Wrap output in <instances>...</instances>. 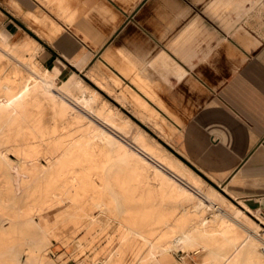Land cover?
<instances>
[{"label": "rangeland", "instance_id": "rangeland-1", "mask_svg": "<svg viewBox=\"0 0 264 264\" xmlns=\"http://www.w3.org/2000/svg\"><path fill=\"white\" fill-rule=\"evenodd\" d=\"M13 4L11 1V5ZM20 4L23 9H30L38 15L50 13L55 17L56 22L71 26L70 22L57 13L55 4L44 0H35V2L26 0ZM8 5V0L0 1V29H5V22L10 21L19 26L23 34L28 33L39 41L43 40L26 23L21 22L20 18L11 14ZM65 32L62 27L61 33L56 38H61ZM35 47L36 44L30 38L15 40V36L9 37L0 31V77L3 78L0 83L4 84V86L0 84V89L4 88L0 90V104L3 103L0 106V260H6V264H94V260L109 264H158V262L179 264L176 260L182 261L181 256L185 255L182 249L179 252L172 251L160 256L156 261L149 254L145 237H120L117 222L100 214V207L93 201L89 191L78 192L75 195L67 192L65 188L60 191L59 182L64 180V177L58 175L59 167L65 165L67 167L76 158H81L80 146L86 141L96 123L106 124L107 131L113 138L107 147L108 157L103 154L99 156L104 163V174L108 177L105 190L109 193L104 197L106 201L110 197L115 198L118 211H124L129 217L127 218L129 228L137 230L149 239H158L162 242L172 240L174 237L171 232L162 233L161 237L158 235L164 220L161 214L177 215L180 220L179 228L186 227L201 219L200 213L196 210V204L199 202L208 205L212 211L222 213L227 219L237 220L238 231L245 235L256 229V222L264 228L262 223L264 217L255 209L254 202L245 199L247 205L241 201L246 197H241L238 191L232 192L227 186L215 185L191 165L177 151V130L174 128L175 131L172 132L168 126L171 124L141 98L101 71L87 72L93 63L81 71L76 70L75 79L54 81L53 74L36 58ZM104 67L110 73H114L115 68L126 79L129 78L121 72L119 66ZM132 69L134 71L135 67ZM117 75L120 76L118 73ZM130 80L132 81V76ZM7 82H9L8 86ZM106 112L111 113L112 118L108 117V121H103L100 116L108 115ZM35 129L46 137L49 135V139L54 137L53 139H56L61 146L65 145L66 152L62 153L61 164L55 161L48 163L44 157L43 147L39 148L42 154L36 161V167L32 164L26 165L22 161L25 152L32 144ZM15 140L19 142V148L11 147L5 152L4 143ZM117 148L120 153L129 148L132 158H135L134 161L129 164L116 160L109 161V157L116 159L113 155ZM22 162L25 165L24 171L28 174L18 179L16 167L18 163L23 164ZM148 163L157 164V168L167 177V184L164 182L160 185V177L156 176L155 179L152 177L153 172L146 166ZM169 164L171 167L168 166ZM80 167L83 168V163ZM139 173L145 176L140 188L136 181L132 182ZM171 173H175L176 176L171 178ZM128 178H132L131 182ZM169 180L173 181L171 187ZM147 181L151 183L146 184ZM49 189H54L58 193L54 205L38 213L30 211L32 205L30 202H39ZM175 191H180V195L182 192L183 194L173 199L172 192ZM37 192L39 196L35 195ZM81 194L85 203L82 202L77 207L73 206L72 200L80 199ZM161 195L164 197L160 201ZM36 196L40 198L37 199ZM3 203L6 208H3ZM214 204L218 205L217 209H214ZM187 210H193L198 217L194 216L191 220L185 215ZM105 211L107 212L106 208ZM239 211H242L244 216L243 214L238 216ZM133 223L136 228L133 227ZM261 234L258 250L260 249L259 253L263 256L264 231ZM225 246L223 241H219L213 246V251L218 253ZM119 252H122L121 256ZM201 254L202 252L199 255ZM187 258V264L196 263L194 256L189 254Z\"/></svg>", "mask_w": 264, "mask_h": 264}, {"label": "crops", "instance_id": "crops-1", "mask_svg": "<svg viewBox=\"0 0 264 264\" xmlns=\"http://www.w3.org/2000/svg\"><path fill=\"white\" fill-rule=\"evenodd\" d=\"M8 1L43 40L10 21L0 31L32 39L54 81L93 63L87 72L141 98L177 130L191 165L264 217V0H44L71 26Z\"/></svg>", "mask_w": 264, "mask_h": 264}, {"label": "bare ground", "instance_id": "bare-ground-1", "mask_svg": "<svg viewBox=\"0 0 264 264\" xmlns=\"http://www.w3.org/2000/svg\"><path fill=\"white\" fill-rule=\"evenodd\" d=\"M33 73V72H32ZM30 74V73H29ZM25 76V75H24ZM23 76V77H24ZM28 76V75H26ZM29 77V76H28ZM31 77V76H30ZM0 77V82H1ZM34 78V77H33ZM3 79V78H2ZM23 80V79H22ZM29 80V79H28ZM12 81V80H11ZM27 82V81H26ZM35 82V81H34ZM23 83V82H22ZM30 82H28L29 84ZM37 83V82H36ZM1 86H4L3 83H0ZM9 82H7L8 86ZM15 84V82H14ZM25 86V84H23ZM6 86V87H7ZM23 86V87H24ZM28 86V85H27ZM145 86V85H144ZM27 88V87H25ZM1 89H4L1 87ZM0 89V90H1ZM34 89V88H33ZM7 91V89H6ZM12 91V90H11ZM30 91V90H29ZM9 92V91H8ZM15 92V91H14ZM4 94V93H3ZM14 94V93H13ZM20 95V94H19ZM18 95V96H19ZM27 93L24 90V96H26ZM3 97V95H2ZM1 97V98H2ZM3 99V98H2ZM18 101V100H17ZM7 102V101H6ZM1 103V102H0ZM5 103V102H4ZM3 104V103H2ZM0 104V106L2 105ZM7 104V103H6ZM5 104V105H6ZM16 104V103H15ZM40 104V103H39ZM4 105V106H5ZM17 105V104H16ZM36 108V107H35ZM39 108V107H38ZM41 108V107H40ZM7 111V110H6ZM30 111V110H29ZM75 111V110H74ZM107 111V110H106ZM109 112V111H108ZM37 114V113H36ZM106 116H100L103 121H108L112 118V115L106 112ZM111 122V121H110ZM64 123V121H63ZM66 123V122H65ZM35 124V123H34ZM111 124V123H110ZM109 124V125H110ZM106 124L103 123H96L90 130V134L87 137L86 141L81 144L80 146V152L79 156L81 155V158H76L74 162H72L69 166H61L58 170V175L60 177H64V180L59 182V189L60 191L62 188H65L67 192H70L71 194L74 193L77 194L78 192H84L89 191L92 194L93 201L97 203L100 207V214L106 215L108 219L115 220L117 222V228L118 233L120 234V237H145L146 240V247L149 251V254L151 257L155 258L156 261H158V257L169 254L172 251L179 252V250H184L185 255H182V261H177L179 264H187V257L190 255L194 256L193 259H195V264H264V255L262 256L259 253L258 247L260 244L261 237L259 235H262L261 233L264 231V228L261 226L260 223L256 222V229L246 233V235L240 231H238L239 227L237 226V222L232 219H227L225 216L216 211H212L211 208L208 205H204L202 202H199L196 204V210L197 213H200L201 219L192 222L191 225L186 227L179 228L180 220H178L177 215H172L169 213H163V221H162V227L160 228V233L158 235H162V233H172L173 239L167 240V241H160L158 239H149L146 238L143 234L138 232L137 230H133L132 228H129L127 225V217L124 211L119 212L116 208V200L113 197L108 198V200H105V194L109 193L105 190V185L108 183V177L104 174V163L102 162V157L99 156L101 154L108 157L107 147L110 145V142L113 141L112 136L109 134L110 132L107 131V128L105 126ZM22 129V128H21ZM23 130V129H22ZM64 130V129H63ZM85 130V129H84ZM83 130V131H84ZM65 131V130H64ZM71 131V130H70ZM82 131V132H83ZM86 131V130H85ZM77 132V131H76ZM65 134V133H64ZM60 135V134H59ZM66 135V134H65ZM64 135V136H65ZM70 134H68L69 136ZM80 135V134H79ZM49 136V135H48ZM48 136L46 137L41 132H39L37 129L34 130V136L33 141L30 147L28 148V151L25 152V157L22 161L25 162L26 165H33V167H36V161L38 160V157L41 156L42 152L39 150V148H44V157L48 161V163H52V161L58 162V164H61V158L62 153L66 150H64V147L61 146L56 139H53L52 137L49 139ZM58 136V135H57ZM81 136V135H80ZM81 138V137H80ZM83 138V137H82ZM64 141V140H63ZM72 143V142H71ZM70 143V144H71ZM116 142L114 141V144ZM19 142L15 140L14 142L6 141L4 143V151L7 152L9 148L11 147H18ZM68 144V143H67ZM29 145V144H28ZM63 145V144H62ZM75 145V144H74ZM73 145V146H74ZM27 146V145H26ZM71 146V145H69ZM72 147V146H71ZM126 147V146H125ZM19 148V147H18ZM68 149V148H67ZM69 150V149H68ZM144 151V150H143ZM66 152V151H65ZM66 154V153H65ZM132 152H130L129 148H126L122 153H120L119 148L116 149V152L113 156L116 157V159H112L109 157V161H118L122 162L124 164H129L133 159L131 156ZM155 157V156H154ZM45 160V159H44ZM59 160V161H57ZM157 160V159H156ZM162 160V159H161ZM7 161V160H6ZM134 161V160H133ZM146 161V159H145ZM155 161V160H154ZM159 161V160H158ZM4 162V161H3ZM24 162L18 163L16 169L18 173V179H20L21 176L27 175L24 171ZM83 163V168L80 167V165ZM9 164V163H8ZM17 164V163H16ZM119 164V163H118ZM5 165V164H4ZM10 165V164H9ZM42 165V164H41ZM110 165V164H109ZM120 165V164H119ZM118 165V166H119ZM8 166V165H7ZM16 166V165H15ZM54 166V165H53ZM148 169H150L153 173L152 177L155 179L156 176H159V184L166 182L167 177H165V174L157 168V164L151 163L146 165ZM170 166V164L168 165ZM14 167V166H13ZM27 167V166H26ZM29 167V166H28ZM52 167V166H51ZM130 167V165H129ZM171 167V166H170ZM11 168V167H10ZM54 168V167H53ZM125 168V167H124ZM14 169V168H13ZM27 169V168H26ZM33 169V168H31ZM37 169V168H36ZM107 169V168H106ZM43 170V169H42ZM170 170V169H169ZM15 171V170H14ZM32 171V170H31ZM37 171V170H36ZM48 171V170H47ZM46 171V172H47ZM54 171V170H53ZM109 171V170H108ZM145 171V170H144ZM175 171V170H174ZM30 173V171H28ZM35 172V171H34ZM49 172V171H48ZM56 172V171H55ZM106 172V171H105ZM166 172V171H165ZM178 172V171H177ZM176 172V174H177ZM16 173V174H17ZM54 173V172H52ZM149 173V171H148ZM15 174V175H16ZM33 174V173H32ZM47 174V173H46ZM140 174V173H139ZM137 174L135 178H133L134 181H136L140 188V186L143 184V179L145 178L142 174ZM48 175V174H47ZM53 175V174H51ZM148 175V174H147ZM35 176V175H34ZM44 176V175H43ZM42 176V177H43ZM49 176V175H48ZM126 176V175H125ZM175 177V173H171V178ZM178 176V175H177ZM45 177V176H44ZM128 177V176H127ZM149 177V176H148ZM151 177V178H152ZM25 178V177H24ZM117 178V177H116ZM132 178H128L130 181ZM158 178V177H157ZM170 178V179H171ZM150 179V178H149ZM39 180V179H38ZM127 180V179H126ZM121 181V180H120ZM126 181V182H128ZM157 181V180H156ZM170 181V180H169ZM131 182V181H130ZM153 182V181H152ZM171 182V181H170ZM173 182V181H172ZM170 183V187L173 185V183ZM41 183V182H40ZM38 183V184H40ZM116 183V182H115ZM119 183V182H118ZM151 183L150 181L146 182ZM158 183V181H157ZM42 184V183H41ZM128 184V183H127ZM131 184V183H130ZM156 184V183H155ZM167 184V182H166ZM118 185V184H117ZM120 185V184H119ZM118 185V186H119ZM136 185V184H135ZM57 186V185H56ZM116 186V188L118 187ZM146 186V185H145ZM163 186V185H162ZM128 187H130L128 185ZM135 187V186H134ZM144 187V186H143ZM176 187V186H175ZM113 188V186H112ZM127 188V187H126ZM145 188V187H144ZM174 188V187H173ZM41 189V187L39 188ZM122 189V188H121ZM130 189V188H129ZM138 189V188H137ZM181 189V188H180ZM127 190V189H126ZM173 190V189H172ZM37 191V190H36ZM101 191V194H100ZM121 191V190H120ZM145 191V190H144ZM35 192V190H34ZM41 192V191H40ZM123 192V190H122ZM143 192V191H142ZM118 193V192H116ZM137 193V192H136ZM169 193V192H168ZM171 193V192H170ZM169 193V194H170ZM180 191L172 192V198L176 199L180 195ZM34 194V193H33ZM37 192L35 195H38ZM41 194V193H40ZM57 192L54 189H49L48 193L45 196H42L41 200L39 202H30L32 205L30 211L34 213H38L41 211H45L47 209H50L53 202L58 198ZM59 194H61L59 192ZM127 194V193H126ZM183 194V192H182ZM181 194V195H182ZM121 195V194H120ZM125 195V194H123ZM180 195V196H181ZM39 196V195H38ZM68 196V194H67ZM81 194L80 199H73L72 205L77 207L78 204H82L84 202V199ZM89 196V195H88ZM115 196V195H114ZM37 197V196H36ZM35 197V199H36ZM108 197V196H107ZM164 195H161L159 197V200L161 201ZM40 197H37V199ZM65 198V197H64ZM68 198V197H67ZM138 198V197H137ZM168 198V197H167ZM213 198V197H212ZM63 199V198H62ZM91 199V198H90ZM171 199V198H170ZM130 200V199H129ZM133 201V200H132ZM172 201V200H171ZM177 201V200H176ZM180 201V200H179ZM2 202V200H1ZM4 202V201H3ZM6 202V201H5ZM121 202V200H120ZM155 202V201H154ZM175 202V201H174ZM63 203V202H62ZM68 203V202H67ZM85 203V202H84ZM94 203V202H93ZM127 203V202H126ZM2 204V203H1ZM60 204V203H59ZM92 204V203H91ZM125 205V203H122ZM54 205V204H53ZM93 205V204H92ZM123 205V206H124ZM2 206V205H1ZM94 207V205H93ZM126 207V206H125ZM130 207V206H128ZM3 208L4 203H3ZM29 208V207H28ZM56 208V207H55ZM89 208V207H87ZM105 208L107 212L105 211ZM157 208V207H156ZM191 208V207H190ZM218 205L214 204V209H217ZM20 209V208H19ZM54 209V208H53ZM80 209V208H79ZM52 210V209H51ZM88 210V209H87ZM92 210V209H91ZM121 210V209H120ZM160 210V209H159ZM195 210V209H194ZM195 210V211H196ZM96 211V210H95ZM28 212V211H27ZM158 212V211H157ZM15 213V212H14ZM18 213V212H17ZM32 213V215L34 214ZM87 213V212H86ZM90 213V212H89ZM88 213V214H89ZM106 213V214H105ZM2 214V213H1ZM7 214V213H6ZM16 214V213H15ZM21 214V212H20ZM69 214V213H68ZM96 214V213H95ZM240 214L244 213L242 211L238 212V216ZM13 215V213L11 214ZM31 215V214H30ZM65 215V214H64ZM185 215L189 217L191 220L195 216L193 210H187ZM9 216V215H8ZM20 216V215H18ZM197 216V214H196ZM195 216V217H196ZM237 216V217H238ZM11 217V216H10ZM13 217V216H12ZM15 217V215H14ZM32 217V216H30ZM89 217V215H88ZM103 217V216H102ZM136 217V216H135ZM181 217V216H180ZM198 217V216H197ZM71 218V217H70ZM92 218V216H91ZM186 218V217H185ZM240 218V217H239ZM9 219V218H8ZM11 219V218H10ZM9 219V220H10ZM17 219V217H16ZM88 219V218H87ZM93 219V218H92ZM107 219V220H108ZM237 219V218H236ZM248 219V218H247ZM27 220V219H26ZM25 220V221H26ZM41 221V219H39ZM91 220V219H90ZM100 220V219H99ZM106 220V221H107ZM131 220V219H129ZM18 221H20L18 219ZM30 221V220H29ZM48 221V220H47ZM46 221V222H47ZM95 221V220H94ZM102 221V219H101ZM160 221V220H159ZM190 221V220H189ZM253 221V220H251ZM73 222V221H72ZM87 222V221H86ZM91 222V221H89ZM104 222V221H103ZM126 222V223H125ZM161 222V221H160ZM255 222V221H254ZM28 223V222H26ZM92 223V222H91ZM97 223V222H96ZM101 223V222H100ZM182 223V222H181ZM79 224V223H77ZM88 224V223H87ZM90 224V223H89ZM93 224V223H92ZM133 227L136 228L135 223H133ZM80 225V224H79ZM255 225V224H254ZM85 226V225H84ZM83 226V228H84ZM105 226V225H104ZM87 227V226H86ZM90 227V226H89ZM238 228V229H237ZM259 228V230L257 229ZM116 229V228H115ZM88 232V231H87ZM1 234V233H0ZM85 234V233H84ZM245 236H244V235ZM171 239V238H170ZM84 240V239H82ZM223 241L226 246L223 250H221L218 253H215L213 251V246L219 242ZM83 243V241H82ZM140 243V242H139ZM128 244V243H127ZM36 246V245H35ZM39 246V245H38ZM37 246V247H38ZM261 246V245H260ZM39 248V247H38ZM41 248V247H40ZM39 251V249H38ZM123 251V250H122ZM202 252L201 255H199ZM262 253L264 254V247L262 248ZM41 254V253H40ZM148 254V253H147ZM119 255H122V252H119ZM198 255V256H196ZM180 257V258H181ZM6 258V257H4ZM199 258V259H196ZM6 260L2 259L0 260V264H6ZM7 262H9L7 260ZM9 264V263H7ZM94 264H109L106 262H100L98 260H94ZM158 264H160L158 262Z\"/></svg>", "mask_w": 264, "mask_h": 264}]
</instances>
